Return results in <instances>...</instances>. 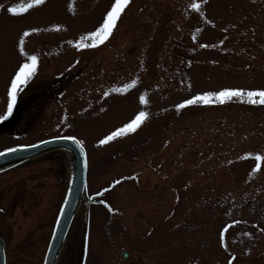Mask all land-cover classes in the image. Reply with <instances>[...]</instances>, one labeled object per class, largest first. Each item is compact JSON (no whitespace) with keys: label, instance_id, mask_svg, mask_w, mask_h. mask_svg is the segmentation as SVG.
I'll return each instance as SVG.
<instances>
[{"label":"rangeland","instance_id":"rangeland-1","mask_svg":"<svg viewBox=\"0 0 264 264\" xmlns=\"http://www.w3.org/2000/svg\"><path fill=\"white\" fill-rule=\"evenodd\" d=\"M112 3L0 0V115L37 56L0 120V151L74 136L84 200L105 190L107 210L80 202L55 264H264V104L246 95L264 89V0H130L108 40L78 48ZM224 88L245 95L175 107ZM141 110L134 132L97 143ZM69 166L53 150L0 173L5 264H42Z\"/></svg>","mask_w":264,"mask_h":264},{"label":"snow or ice","instance_id":"snow-or-ice-1","mask_svg":"<svg viewBox=\"0 0 264 264\" xmlns=\"http://www.w3.org/2000/svg\"><path fill=\"white\" fill-rule=\"evenodd\" d=\"M130 2V0H114V3L111 4L109 9L105 12L102 17V21L95 27L93 31H89L86 36H82L81 40L77 42L76 46L80 47H88L89 45H85L82 43L85 39H89L92 41L91 46H96L104 41L108 40L113 29L117 23L118 17L120 16L121 12L125 8V6ZM34 3L39 5L43 3V0H34ZM192 8H197V4L193 3L190 5ZM9 12H15V8H9ZM36 31V29H33ZM28 33L25 32L24 36H27ZM23 41V37H21V42ZM23 52V49H21ZM37 66V56L31 55L27 58L26 62H23L19 65L18 69L15 71V74L12 76L10 80V84L7 87V107L6 111L0 115V120L6 119L11 113L13 109V105L16 101L17 92L20 90V86L26 84L30 78L33 76L34 71ZM137 81L132 80L131 84H124L123 88H117L115 91H124L126 92L133 84ZM107 92L105 93V96ZM245 95V91L242 89H235V88H224L217 92H203L198 93L196 95L191 96V98L184 99L181 103L175 105L177 109H182L185 106L194 105V104H210L216 101L224 102L225 99H230L232 97H239ZM246 95L249 97L251 103H256L257 101L252 99L253 97H259V103L264 104V89L260 90H248ZM141 104L146 103L145 97L143 94L139 97ZM147 113L145 111H139L135 114L134 118L129 120L128 122L124 123L121 127H117L114 131L110 134L105 135L102 139L98 140L97 143L99 145H104L106 142L113 140L116 137L123 136L126 133L134 132L144 121L146 118ZM54 139H67L72 141L80 150L81 156L84 155V148L82 146V141L76 139L74 136H67V137H54ZM41 144L46 143V141H40ZM34 145H29V147H33ZM16 149H5L4 153H0L3 155L8 152H13ZM262 157L260 155L256 156L257 160H260ZM113 183H117V181H113ZM99 195V193H97ZM103 203V201H101ZM221 237L223 238V233H221ZM235 257L229 259L228 264H232Z\"/></svg>","mask_w":264,"mask_h":264},{"label":"water","instance_id":"water-1","mask_svg":"<svg viewBox=\"0 0 264 264\" xmlns=\"http://www.w3.org/2000/svg\"><path fill=\"white\" fill-rule=\"evenodd\" d=\"M42 141H46V143L41 144L40 142H37L35 144H31L34 145L33 147H29V145H27L13 148L16 150L0 155V171L50 150L61 149L67 151L70 161L69 183L64 199L59 208L42 263L54 264L70 221L81 198L83 187L85 185L86 160L84 155L81 156L79 148L72 141L54 138ZM126 255V252H121V256L125 257ZM0 264H4V250L1 238Z\"/></svg>","mask_w":264,"mask_h":264},{"label":"flooded vegetation","instance_id":"flooded-vegetation-1","mask_svg":"<svg viewBox=\"0 0 264 264\" xmlns=\"http://www.w3.org/2000/svg\"><path fill=\"white\" fill-rule=\"evenodd\" d=\"M105 192V190H101V193H100V195L99 196H101L103 193ZM95 195L97 196V194L96 193H91L90 195H88V197H92L93 199H92V203L93 204H100L103 208H108V205H107V203H106V201H104V200H96L95 198ZM101 201H103V203H101ZM129 257V255L126 257V258H128Z\"/></svg>","mask_w":264,"mask_h":264},{"label":"bare ground","instance_id":"bare-ground-1","mask_svg":"<svg viewBox=\"0 0 264 264\" xmlns=\"http://www.w3.org/2000/svg\"><path fill=\"white\" fill-rule=\"evenodd\" d=\"M39 155H41V154H39Z\"/></svg>","mask_w":264,"mask_h":264}]
</instances>
